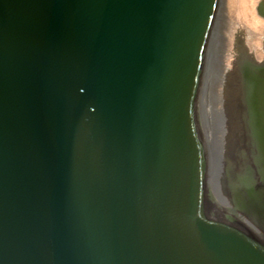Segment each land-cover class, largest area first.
<instances>
[{
    "label": "water",
    "instance_id": "obj_1",
    "mask_svg": "<svg viewBox=\"0 0 264 264\" xmlns=\"http://www.w3.org/2000/svg\"><path fill=\"white\" fill-rule=\"evenodd\" d=\"M218 2L0 0V264H264L206 188Z\"/></svg>",
    "mask_w": 264,
    "mask_h": 264
},
{
    "label": "bare ground",
    "instance_id": "obj_2",
    "mask_svg": "<svg viewBox=\"0 0 264 264\" xmlns=\"http://www.w3.org/2000/svg\"><path fill=\"white\" fill-rule=\"evenodd\" d=\"M220 4L211 22L206 59V188L214 191L220 205L225 197L242 238L264 255V247L254 245L264 239V167L240 69L222 65Z\"/></svg>",
    "mask_w": 264,
    "mask_h": 264
},
{
    "label": "rangeland",
    "instance_id": "obj_3",
    "mask_svg": "<svg viewBox=\"0 0 264 264\" xmlns=\"http://www.w3.org/2000/svg\"><path fill=\"white\" fill-rule=\"evenodd\" d=\"M220 1L219 33L222 39L219 43L222 50V65L226 68L236 65L240 69L236 52L237 43L246 49L249 59L255 63L261 61L264 58V17L256 11L261 0ZM259 241L263 246L264 239Z\"/></svg>",
    "mask_w": 264,
    "mask_h": 264
},
{
    "label": "flooded vegetation",
    "instance_id": "obj_4",
    "mask_svg": "<svg viewBox=\"0 0 264 264\" xmlns=\"http://www.w3.org/2000/svg\"><path fill=\"white\" fill-rule=\"evenodd\" d=\"M261 63V67L260 68H258L257 69V72H256V75L255 76H253V78H252V76H251V84H255V82H254V78L255 77H258L259 75H261L262 74V72H263V70H264V60H263V62H260ZM248 64V63H247ZM259 64V63H258ZM263 79V78H262ZM263 82H264V80H263Z\"/></svg>",
    "mask_w": 264,
    "mask_h": 264
}]
</instances>
